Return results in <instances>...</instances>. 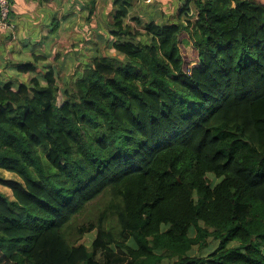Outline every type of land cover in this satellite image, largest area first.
Returning a JSON list of instances; mask_svg holds the SVG:
<instances>
[{
    "label": "trees",
    "instance_id": "obj_1",
    "mask_svg": "<svg viewBox=\"0 0 264 264\" xmlns=\"http://www.w3.org/2000/svg\"><path fill=\"white\" fill-rule=\"evenodd\" d=\"M191 3L178 22L135 17L145 39L115 0L125 59L94 57L70 88L37 56L29 81H0V169L20 178L0 175L3 261L106 264L118 247L126 264H264V0Z\"/></svg>",
    "mask_w": 264,
    "mask_h": 264
},
{
    "label": "rangeland",
    "instance_id": "obj_2",
    "mask_svg": "<svg viewBox=\"0 0 264 264\" xmlns=\"http://www.w3.org/2000/svg\"><path fill=\"white\" fill-rule=\"evenodd\" d=\"M38 1V0H36ZM42 5L38 4V9L29 15L30 21H24L23 26L26 27V31L29 32L31 38L27 39L26 46L31 45L34 53L36 55H42L40 51L43 50L44 45L50 47L49 59L54 60V66L57 68V79L59 85L62 88H70L73 86V81L79 78L84 69L93 61L94 57L108 54L111 56H118L121 60L125 59L124 55L119 54L116 49L113 48V42L117 40L115 37H112L110 33L115 26H113L114 14L113 10L115 8V0H97L96 6L100 5L99 13L97 14V22L100 24L98 31H94L91 27V21H86L83 23L84 19L87 16L85 15L86 7L82 3V0H43ZM86 4H90V0H84ZM149 1V0H148ZM190 9H195L194 0H190ZM133 2L132 8H130V14L127 18V23L138 30L143 34L145 39H148L147 35L144 33V29L137 26L135 17H139L142 21H149L151 19L156 20L159 23H173L178 22V12L175 13H156V8L151 5H146L145 1L142 0H131ZM187 4V0H183L179 5ZM91 5V4H90ZM108 10H111L112 14H106ZM189 10V9H188ZM192 14V10H189ZM89 12V10H88ZM96 12V10H95ZM188 12V11H187ZM113 16V17H112ZM186 14L181 18V21L185 20ZM79 22L77 21V18ZM80 17V18H79ZM89 18V14H88ZM91 20V18L89 19ZM68 23H67V22ZM67 23V24H66ZM69 29L65 30L64 28ZM13 39L11 41H16V31H11ZM60 35V39L54 40L50 45L51 39L55 38L56 35ZM27 36V35H26ZM35 36L43 43L41 45V50L37 51L34 48ZM29 38V37H28ZM111 39V40H110ZM181 47L182 51L188 60L195 59L197 53L195 48L190 41L189 35L185 32L181 35ZM30 42V43H29ZM27 54L23 57L25 59L28 55V48L25 49ZM36 50V51H35ZM36 57V56H35ZM35 59L32 56L31 59L25 60V63L34 62ZM41 66L49 67L50 61L48 59H42L39 61ZM194 62L193 64H195ZM42 77V76H41ZM30 76L26 80L29 81ZM20 81V80H18ZM0 175L6 178L20 179L16 173L9 172L3 169H0ZM212 184L215 185L219 182V179L213 175H210ZM0 192L12 196L11 189L0 184ZM84 218H81V220ZM96 231H91L90 233L85 234L80 242H83L90 246L91 242L96 236ZM195 231L192 230V234ZM216 242L211 241L208 248L201 250L204 254L211 252L216 246ZM198 252V248L195 247L192 253ZM96 260L106 263V264H126L130 259L120 248H114L108 252H99L95 258ZM0 254V264H11L9 262L3 261ZM169 261L163 262L167 264Z\"/></svg>",
    "mask_w": 264,
    "mask_h": 264
},
{
    "label": "crops",
    "instance_id": "obj_3",
    "mask_svg": "<svg viewBox=\"0 0 264 264\" xmlns=\"http://www.w3.org/2000/svg\"><path fill=\"white\" fill-rule=\"evenodd\" d=\"M12 1V21L14 22L15 26L13 30H4L0 28V81L3 80H26L29 76L31 77V74L29 73H21L19 71V66L21 64H24L25 60L31 59L33 56L35 59V56L39 57V61L42 59H48L50 61L49 67L42 66L41 71L46 72L50 69H53L55 72H57V68L54 66V60L49 59L50 55V47H47L44 45L43 50H41V41L35 36V43L34 48L36 49V46H38L37 51H40L42 55H36L34 53V50L31 45L26 46V40L30 39L31 36L28 31H26V27L22 25L24 21H30L29 15L34 13L38 9V4L42 5L44 2L36 1V0H11ZM147 3L146 5H151L156 8L157 14H163L164 13H175L176 10L179 12V9H181L184 5L178 4L182 3L183 0H142ZM188 2V0H187ZM82 3L84 4V7H86V12L84 16L88 15V7L84 0H82ZM185 4V3H184ZM100 5L96 6V12L91 15V20H89L88 17H86L83 21V23H86V21H91L90 25L94 29V31L99 32L98 27H100V24L97 22V14L99 13ZM111 10H108L105 12L106 14L111 13ZM164 15V14H163ZM80 18V17H79ZM77 21L78 17L76 18ZM67 22V21H66ZM68 23V22H67ZM66 23V24H67ZM65 30H69L64 28ZM16 31V41H11L13 39V35L11 31ZM100 34V32H99ZM27 35V36H26ZM29 37V38H28ZM60 39V35H56L55 38L51 39L50 45L54 40ZM30 43V42H29ZM28 48V55L25 59L23 57L25 54H27V51L25 50ZM36 51V50H35ZM36 61V59H35ZM39 66L40 63H37ZM41 75V74H40ZM28 80V79H27Z\"/></svg>",
    "mask_w": 264,
    "mask_h": 264
},
{
    "label": "built area",
    "instance_id": "obj_4",
    "mask_svg": "<svg viewBox=\"0 0 264 264\" xmlns=\"http://www.w3.org/2000/svg\"><path fill=\"white\" fill-rule=\"evenodd\" d=\"M41 1V0H38ZM12 1L0 0V28L4 30H13L14 22L12 21Z\"/></svg>",
    "mask_w": 264,
    "mask_h": 264
}]
</instances>
